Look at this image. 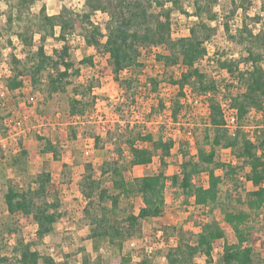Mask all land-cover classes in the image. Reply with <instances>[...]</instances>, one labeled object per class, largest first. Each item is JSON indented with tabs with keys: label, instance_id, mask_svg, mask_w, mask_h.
<instances>
[{
	"label": "trees",
	"instance_id": "trees-1",
	"mask_svg": "<svg viewBox=\"0 0 264 264\" xmlns=\"http://www.w3.org/2000/svg\"><path fill=\"white\" fill-rule=\"evenodd\" d=\"M226 1L231 6L230 17L239 9L246 16L251 6L250 3L244 5L235 0ZM168 2L171 7H166ZM34 3L35 0H16L12 7L15 14L7 17L9 30L12 29L14 19L18 22L27 19L23 29L14 33L21 44L24 59L10 54V75L5 79L8 92L21 89L27 80L32 90L43 97L66 94L68 116L80 120L96 102L92 92L94 83L84 84L80 81V67H95L94 60L99 57L105 60V69H109L116 87L124 92L126 101L116 108L120 120H123L124 115L131 112L130 108H137L140 90L147 88L140 77L144 72V65L140 61L141 51L163 47V52L156 55L157 61L165 69L180 68L178 76L170 75L167 79L164 76L163 79L173 88L169 117L166 115L164 99L158 92L160 81L155 76L147 75L148 89L152 92L147 121L154 118V126L148 129L145 123H127L121 132L114 133L116 140L109 132L106 133L105 138L112 146V157L100 166V176H109L114 193L110 195L109 189L102 187L90 163L84 166L78 187L86 201L83 211L89 219L88 239L92 241V250L98 253V243L104 240L117 247L119 253L115 259L116 264H152L146 253H136L134 257L123 254L122 245L143 221L163 216L165 192L169 190L173 206L185 210L191 205L202 209V212L208 209L214 217L210 222L202 224L199 231L189 239L184 235L178 237L176 244L167 248L165 264H194L200 254L210 261L216 240L224 241L219 264H264V65L261 64L264 54L258 51L264 47V0H259L261 13L251 18L255 25L260 26L257 33L249 29L246 23L232 30L228 23L229 17L223 23L230 41L244 45L248 43L243 58L220 57L216 60L219 68L235 81V84L225 85L226 89L237 88L234 96L229 93L231 105L237 110L239 119L235 137L228 136L223 127L224 121L215 100L218 83L207 69L201 68L207 54L205 43H211L216 32L210 23L218 20V14L213 9L217 0H191L192 16L197 21L189 27L187 36L177 39L171 34V14L177 10L180 14L188 15L180 0H84L81 11H72L62 5L54 15L47 14L46 6L42 3L39 13L30 15L29 10ZM97 12L105 13L108 17L103 26L92 21V16ZM33 26L37 27L39 34L38 45H35ZM76 33L93 50V54L79 61L71 56ZM52 40L62 45L60 49H52L51 54H48L45 44ZM240 63L245 66L244 69L239 67ZM126 69L130 72L128 76H123L122 72ZM100 70L102 74L103 68ZM184 88L188 90L190 98L201 96L209 113L198 123L203 128L201 140L195 139L194 129L189 131L195 140L196 157L187 150V141L180 143L182 161L174 163L178 169L167 175L165 171L172 163L174 141L165 134V126L169 122L179 124L181 111L188 113L190 105ZM251 110L255 114L251 115ZM260 115L262 121L257 124L255 119ZM162 119L164 121H160ZM1 121L0 113V126ZM73 133L72 137H76V133ZM250 134L255 136V142L249 140ZM36 140L41 142V156H50L53 161L61 162L58 146L48 137L35 135ZM93 140L94 146L98 148L100 138L93 137ZM217 148L228 149L234 161L216 160ZM21 149V153L28 156L29 151L25 145L22 144ZM154 159L158 162L157 170L134 179V186L127 187L130 169L147 166ZM43 163L42 170L30 183H26L25 189L16 190L11 180L6 181L3 201L7 220L25 219L35 223L36 230L33 239L26 242L20 229L13 224H6L5 231L14 240L10 246L5 242L0 249L4 252L9 250V254L8 251L0 252V264H55L51 257L33 248L53 231L58 221L67 217V213L61 210L59 189L53 183L48 162ZM202 174L206 185L195 183V179ZM241 175L251 184L250 190L244 189ZM131 195L141 200L142 206L138 212L129 213L124 218L117 216L115 208L119 199ZM222 195L225 202L230 204L216 215L215 208L220 205ZM107 201H110L109 210L103 205ZM98 208L101 211L99 215L94 212ZM226 227L232 229L235 243L226 240ZM160 231L167 234L163 227ZM82 264L102 263L99 255L92 258L86 254Z\"/></svg>",
	"mask_w": 264,
	"mask_h": 264
},
{
	"label": "rangeland",
	"instance_id": "rangeland-1",
	"mask_svg": "<svg viewBox=\"0 0 264 264\" xmlns=\"http://www.w3.org/2000/svg\"><path fill=\"white\" fill-rule=\"evenodd\" d=\"M235 1L244 5L251 4L246 16L239 9L233 17H230L231 6L226 0H217L213 8L218 14V20L210 23L216 30L211 46H209V52H213L214 61L220 57L228 58L232 56V59H240L245 56V47L248 43L244 45L228 39L223 29V23L227 20L226 17H229V21H227L232 30L241 28L242 23H246L248 28L253 30L254 33H257L260 29L259 25H255L251 21L252 17L261 13L259 11V0ZM42 3L46 6L47 14L54 15L60 11L62 5L72 11H81L84 0H35L29 10V14L37 15ZM180 3L188 15L180 14L177 10L172 12L170 21L171 34L174 39L187 36L189 27L197 21V18L192 16L191 0H180ZM15 4L16 0H0V113L3 125L0 126V249L5 242L10 246L14 240L13 236H9L6 233V224H13L20 229L26 242L33 239L36 230L35 223L25 219L7 220L6 207L3 201V195L6 192V181L11 180L16 190L25 189L26 183L32 181L42 170L43 162L47 161L53 183L59 189L61 210L67 213V217L62 221H58L54 225L53 231L41 242H37L33 248L37 249L41 254L51 257L55 264H82L83 257L86 254L92 258L99 255L102 264H116L115 259L119 253L116 246H111L102 240L98 243V253L92 250V241L88 239L90 230L89 219L83 211L86 201L79 192L78 180L84 173L85 164L90 163L96 177L101 180L102 187L108 188L110 195L114 193L109 176H100V166L109 157H112L110 152L112 146L105 138L106 133L109 132L113 135V139L116 140L114 133L121 132L123 125L127 123L132 125L137 122L145 123L148 129H151L155 121L154 118L147 121L152 92H149L146 76H155L160 81L158 92L164 102H167L173 95V88L168 82H164V76H166V79L170 75L178 76L180 68L165 69L157 61L156 55L163 52V47L150 48L146 52L141 51L140 61L144 65V72L140 77L142 78L141 82L144 85L146 83L147 88L140 90L137 108H130L131 112L126 113L123 120H120L118 113H116V108L121 102L126 101L124 92L116 87L109 74V69H105V60L99 57L94 60L95 67H80V81L84 84L87 82L94 83L95 88L92 92L96 97L95 105L90 107L85 117L80 120L72 119L68 116L66 94H56L52 98L43 97L32 90L27 80L24 81L21 89L14 92H6L3 95L2 86H5V79L10 75V54L16 55L19 59H24V55L21 52V44L14 33L23 29V26L27 24V19H22L19 22L14 19L11 24L12 29L9 30V27H7V17L15 14L14 9H12ZM166 7H171V3L168 2ZM98 13L100 12L92 16V21L103 26L108 17L105 13H101V15ZM23 15L24 17L26 16L25 14ZM33 29L35 31V45H38L39 34L37 33V27L33 26ZM56 32H58V29ZM61 45L62 43L59 41H48L45 44L46 52L51 54L52 49H60ZM72 46L71 56L76 61L91 55L93 52L92 49L85 45L83 38L79 37L77 33ZM258 51L264 54V47ZM261 64L264 65V59ZM239 67L245 68L241 63ZM101 68H103L102 74L100 73ZM201 68L207 69L219 86L226 89L225 85H230L229 81L231 78L219 68L217 61L209 66L206 65V62H203L201 63ZM228 89L231 90L232 88ZM199 101L200 103H192L188 107V113L184 111L179 113V124L169 122L165 126V134L174 141L171 155L172 163L165 171L167 175H171L178 169L174 163L177 162L179 164L182 161L180 143L187 141V150L190 155L196 157L195 140L188 132L194 129L195 139L201 140L203 128L198 123L205 119L206 112L205 100L201 98ZM255 120L257 124H260V121H262L261 115L256 117ZM194 124L196 126L193 127ZM73 132L76 133V137H72ZM35 135L48 137L58 146L61 153L60 163L53 161L50 156L44 157L40 155L41 142L34 141ZM93 137L100 138V146L98 148L94 146ZM22 144L29 151L26 157L21 153ZM125 154L124 157L127 159L128 155L127 153ZM216 160L221 162L234 161L229 150L221 148L216 149ZM62 164L66 166L64 167ZM157 167L158 162L155 159L147 166L132 167L130 169V177L126 181L127 187H133L134 179L154 173ZM240 177L244 189L250 190L251 184L245 181L243 175ZM197 182L206 185L204 174L195 179V183ZM165 198L166 207L163 216L156 220L143 221L132 236L123 241L121 250L123 254L134 257L136 253L138 255V253L142 252L150 256L152 264H165L164 255L167 248L175 245L178 237L184 235L186 239H189L199 231L202 224L210 222L212 217H214V214H210L208 209L202 212V209L191 205L185 210L178 209L171 204L169 190L165 192ZM219 202L220 205L215 208L216 215L221 213L223 207L226 205L229 207L230 204V202H225L224 195L220 197ZM103 205L108 210L111 207L110 201L105 202ZM141 206V200L136 195H131L128 198L123 197L119 199L115 213L117 216L124 218L129 213L136 214ZM94 212L98 215L101 214L99 208L94 210ZM262 212L264 213V208ZM162 227L166 229L165 232L167 234H163L160 231ZM225 237L231 244L236 242L235 235L230 227H226ZM223 245V240H216L212 246L211 260H207L203 254H200L195 258L194 264H219ZM6 251L9 254V250L6 249ZM0 252L5 253L4 250H0Z\"/></svg>",
	"mask_w": 264,
	"mask_h": 264
},
{
	"label": "built area",
	"instance_id": "built-area-1",
	"mask_svg": "<svg viewBox=\"0 0 264 264\" xmlns=\"http://www.w3.org/2000/svg\"><path fill=\"white\" fill-rule=\"evenodd\" d=\"M98 14L101 15V13H98ZM209 46H211V43H205L207 54H206L205 59L202 61V63L203 62H207L206 64L211 65V64L215 63L216 61H214L213 52L212 53L209 52ZM154 49H157V48L154 47ZM228 58L231 59L233 57L230 56ZM222 71H224V70H222ZM129 72L130 71H128L126 69V70H124L122 72V75L123 76H128ZM229 82L235 84V81L232 80V78L230 79ZM217 88H218V93L215 96V100H216V102H217V104L219 106V110H220V113H221V118L224 121L223 127L227 131L228 136L235 137L236 130L238 129L239 119H238L237 110L231 105L232 101H231L230 97L234 96V94L237 92V88L233 87L231 90L230 89L227 90V89H225V87H222V86H219V85H217ZM2 89H3V91H2L3 95L6 92L8 93V90H7L6 86H2ZM183 91L185 92L186 98H187L188 103H189L190 106L192 105V103H200L199 99L202 98L201 96L200 97H195L193 99V98H190V94L187 92L188 90L186 88H184ZM229 93H231V96H229ZM207 96H209V94H207ZM165 104H166V107H167L166 115L169 116L170 115V110H169L170 100L165 102ZM204 106H205V112H206V116H207L208 113H209V109L206 106V104H204ZM250 114L253 115L255 113H254L253 110H251ZM188 134H190V132H188ZM248 138H249L250 141L255 142V136L254 135L250 134ZM258 152L261 153V151H258ZM262 154L264 156V146H263V149H262Z\"/></svg>",
	"mask_w": 264,
	"mask_h": 264
},
{
	"label": "crops",
	"instance_id": "crops-1",
	"mask_svg": "<svg viewBox=\"0 0 264 264\" xmlns=\"http://www.w3.org/2000/svg\"><path fill=\"white\" fill-rule=\"evenodd\" d=\"M88 47V46H87ZM89 49H91L90 47H89ZM93 51V50H92ZM91 54H93V52L91 53ZM136 167H144V166H136ZM82 196V195H81Z\"/></svg>",
	"mask_w": 264,
	"mask_h": 264
}]
</instances>
